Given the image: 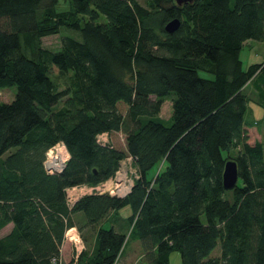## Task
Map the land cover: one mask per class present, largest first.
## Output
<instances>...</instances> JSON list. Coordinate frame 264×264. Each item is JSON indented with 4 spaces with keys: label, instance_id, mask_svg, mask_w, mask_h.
<instances>
[{
    "label": "trees",
    "instance_id": "16d2710c",
    "mask_svg": "<svg viewBox=\"0 0 264 264\" xmlns=\"http://www.w3.org/2000/svg\"><path fill=\"white\" fill-rule=\"evenodd\" d=\"M59 1L0 0V91L16 88L0 101V231L13 226L0 264H64L72 227L93 230L94 246L67 264H118L130 238L138 264L174 252L181 264H264V135L250 141L244 122L249 85L264 107V62L243 69L239 57L247 41L264 44V0H70L66 11ZM55 35L60 48H42ZM59 142L69 159L49 175L45 154ZM129 157L138 178L124 198L67 206V188L97 186ZM229 160L238 181L225 190ZM127 206L128 239L101 225Z\"/></svg>",
    "mask_w": 264,
    "mask_h": 264
},
{
    "label": "rangeland",
    "instance_id": "374dc122",
    "mask_svg": "<svg viewBox=\"0 0 264 264\" xmlns=\"http://www.w3.org/2000/svg\"><path fill=\"white\" fill-rule=\"evenodd\" d=\"M138 1L141 4L144 3L143 0H138ZM69 2L70 0H60L59 5L57 6V9L59 11L69 10L70 9ZM104 21L105 19L102 18L101 22H104ZM61 35L62 36L66 35L69 37L72 36L80 40V36L77 32L76 34H74L73 32L62 30ZM61 35H55V36H49V37L42 38L41 39L42 48L49 50V51H57L60 48ZM239 57L242 62L243 69H247L248 66L252 64L264 62V44L257 42V41H247L244 44L243 48L241 49ZM198 74L202 78H208V79L213 78L211 75L205 72H202V71L198 72ZM251 86L252 85H249V87L245 89V93H247L246 95L249 100H247V112L244 116V122L248 127L249 126L253 127L250 130L249 129L247 130L248 134L250 135L249 136V138L251 139L250 141H258V140H262L263 135H264V107L255 101L256 93L253 90V88H251ZM15 93H16V88L14 87L0 91V101L3 103H10L14 99ZM170 103H171L170 100H166L164 102L165 105L161 109V112H160V116L162 119L168 118L169 112L171 111ZM168 104L170 105V108L168 107L169 106ZM114 144H115V141L113 140V145ZM159 167L160 165L157 167V169ZM120 168L121 169L125 168V170H128V171H133L135 169L133 162L129 159L122 161L120 163ZM116 212L117 213L115 214L114 219L112 221L113 224H110V225H112V227L114 225L115 230L124 234L126 238L128 239V234H129L128 228L130 227L127 222V217L131 215V209L127 206ZM75 221H78V219L75 218ZM77 223L81 225V222L78 221ZM110 225H105L104 227L109 228ZM69 229L65 231L64 240L70 243V248L68 249V251L70 255L72 256L74 255V251H73L74 243H73V240L70 239L71 237L70 234L73 235L74 233H76L79 236L80 230H78V228L76 227H72V229L74 230H71L70 232H68ZM9 231H10V227L0 232V238L6 236L9 233ZM81 231H83L84 235H91L89 230L87 231L84 228H81ZM91 232H94V231L92 230ZM73 238L75 239L76 242L78 241L77 238L75 237ZM134 242H135L134 239H131V238L127 240V243H126L127 245L125 244L124 253L122 257H120L118 264H131L132 261L134 260H136V264L142 262V253H140L141 251L138 254L133 252ZM83 250L84 249H82L81 252ZM219 251H220L219 247H217L213 251V256H217ZM126 256H128L127 259H125ZM168 264H181L180 255L176 252L172 253Z\"/></svg>",
    "mask_w": 264,
    "mask_h": 264
},
{
    "label": "built area",
    "instance_id": "2783aa9c",
    "mask_svg": "<svg viewBox=\"0 0 264 264\" xmlns=\"http://www.w3.org/2000/svg\"><path fill=\"white\" fill-rule=\"evenodd\" d=\"M97 142L100 145L109 144V136L106 133L97 136ZM69 159V154L67 148L63 142H59L53 147L49 148L45 154V159L43 161V168L45 172L49 175L60 174L66 162ZM132 161V158H127ZM126 159V160H127ZM138 178V172L136 168L133 171L125 170V168L117 170L114 177L97 185V186H88V185H79L65 190L66 204L68 207H71L78 199L83 196L91 194H108L110 196H115L118 198H124L131 190L133 186V181ZM88 186V187H87ZM74 230L70 228L68 232ZM71 235V237H70ZM70 239L74 243V258L75 261L83 249L81 238L74 233L70 234ZM77 238V242L73 238ZM55 259L52 260L55 263ZM113 264H117V260Z\"/></svg>",
    "mask_w": 264,
    "mask_h": 264
},
{
    "label": "crops",
    "instance_id": "0c3cea01",
    "mask_svg": "<svg viewBox=\"0 0 264 264\" xmlns=\"http://www.w3.org/2000/svg\"><path fill=\"white\" fill-rule=\"evenodd\" d=\"M164 103H163V105H162V108L164 107ZM169 105V104H168ZM169 108H170V105L168 106ZM161 108V109H162ZM171 112V111H170ZM169 112V116L171 115V113ZM169 116H168V118H169ZM161 117V116H160ZM167 118V119H168ZM167 119H165V120H167ZM114 213H110L108 216H107V218H106V220L101 224V225H103V226H105V225H110V223L113 221L112 219H114ZM76 218L79 220L81 217L79 216V215H77L76 216ZM80 221V220H79ZM81 222V221H80ZM8 227H10V231H11V229H12V224H8L6 227H4L0 232H2L4 229H7ZM115 226L113 225V228H114ZM9 231V232H10ZM88 231V230H87ZM90 231V230H89ZM80 233H79V236H80V238H81V241H82V243H83V249L84 250H88V251H91L92 249H93V246H94V238H95V235H94V232H90L91 233V235H84V233H83V231H79ZM70 248V243L69 242H67L66 240H64L63 241V243H62V246H61V249H60V258H61V260L63 261V263L64 264H67L70 260H71V255H70V253H69V251H68V249ZM139 250V251H138ZM141 251V249H140V246H139V243L137 242V241H135L134 242V249H133V252L134 253H136V254H138L139 252ZM123 253H124V251H123ZM122 253V254H123ZM141 253V252H140ZM128 258V256H126L125 257V259H127ZM131 264H136V260H134V261H132V263Z\"/></svg>",
    "mask_w": 264,
    "mask_h": 264
},
{
    "label": "water",
    "instance_id": "95a60500",
    "mask_svg": "<svg viewBox=\"0 0 264 264\" xmlns=\"http://www.w3.org/2000/svg\"><path fill=\"white\" fill-rule=\"evenodd\" d=\"M175 4L177 6L192 4L194 0H174ZM179 20L174 19L170 22H168L164 30L167 34H172L175 32L179 27ZM238 181V171H237V164L233 160H229L225 162L223 172H222V184L223 188L225 190H231L233 189Z\"/></svg>",
    "mask_w": 264,
    "mask_h": 264
}]
</instances>
